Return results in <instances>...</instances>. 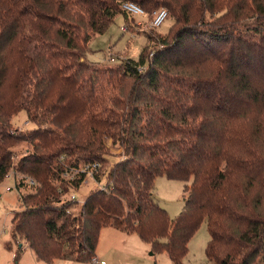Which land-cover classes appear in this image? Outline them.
I'll list each match as a JSON object with an SVG mask.
<instances>
[{
    "label": "trees",
    "instance_id": "1",
    "mask_svg": "<svg viewBox=\"0 0 264 264\" xmlns=\"http://www.w3.org/2000/svg\"><path fill=\"white\" fill-rule=\"evenodd\" d=\"M129 1L166 8L172 25L163 37L143 31L137 62L97 67L82 58L120 10L111 0H0V183L12 170L38 185L20 196L5 248L88 262L111 226L184 264L205 223L209 264H259L264 0ZM21 111L36 128L12 126ZM90 164L105 191L77 212L66 196L84 175L62 173ZM158 177L184 184L173 219L155 200Z\"/></svg>",
    "mask_w": 264,
    "mask_h": 264
},
{
    "label": "rangeland",
    "instance_id": "2",
    "mask_svg": "<svg viewBox=\"0 0 264 264\" xmlns=\"http://www.w3.org/2000/svg\"><path fill=\"white\" fill-rule=\"evenodd\" d=\"M111 1L120 9L121 1L127 0ZM126 18L128 19L126 20L122 11L120 12L119 10L112 24L102 34L90 40L82 59L97 67L106 65L115 66L127 60L137 62L140 53L146 45V37L143 31L163 37L172 25V21L167 18L159 28L144 30V28L136 25L138 19L136 20L135 17L133 18L128 14ZM131 19L132 27H129L128 23ZM148 20L149 17L144 18L143 21L147 22ZM121 28H126V32H123ZM151 56L152 54L150 53L148 59H151ZM110 57H113L115 61L109 62ZM140 68L143 70V67ZM11 124L14 128L22 131L36 128L35 124L28 122L24 111L16 114L11 119ZM105 145L110 148L111 140H107ZM23 148V146H19L15 150L20 152ZM118 152H121V150ZM119 160L120 157L111 156L109 163L113 164ZM79 166L75 168L81 169L86 165ZM67 171L68 169L63 171V173H67ZM10 173H13V171L11 170ZM28 178L20 174H11L0 183V264H47L38 261L25 243L22 244L20 251L16 250V245L12 246V251H8L5 248V242L11 239L10 221L13 212L20 210V196L35 192L38 186L35 182L34 185L31 184ZM64 178L67 179L68 177ZM93 178L88 177L85 181L82 180L79 187L66 196L69 201L76 204L75 211H79L80 206L91 192L104 186V176L101 177L99 182L95 176ZM183 187L184 184L182 182L167 180L164 177H158L154 182L155 200L166 210L171 219L177 217L183 208ZM72 196H74L73 199ZM208 240L209 235L206 224L202 223L197 232L189 240L188 253L183 261L184 264H209L205 254ZM94 258L98 262L104 261L105 264H172L165 253L153 252L151 245L144 242L137 234L128 235L111 227L101 230L96 256L88 262L58 259L51 264H93ZM259 264H264V261Z\"/></svg>",
    "mask_w": 264,
    "mask_h": 264
},
{
    "label": "built area",
    "instance_id": "3",
    "mask_svg": "<svg viewBox=\"0 0 264 264\" xmlns=\"http://www.w3.org/2000/svg\"><path fill=\"white\" fill-rule=\"evenodd\" d=\"M120 10L122 12H125L126 14L132 16L133 18L135 17V19L138 21L136 22V25L139 27L144 28V30H155L157 28H159L162 23L167 19L168 13L167 10L165 8H159L157 10L152 11L150 14H147L140 6H138L137 4L131 2V1H121L120 4ZM149 17V20L147 22H144V18ZM121 30L123 32H126V28H121ZM111 61H115V59L113 57H110L109 62ZM142 68H139V70H141ZM99 168V166L97 164H90V165H86L81 169H70L67 171V173H63L62 177L64 175V177H68L65 180H74L76 178H78L80 175H84V179L83 181L86 180V178L90 177L92 179L93 176H95V172L97 171V169ZM11 172V171H10ZM8 173V175L6 176L9 177L11 174L16 175V173ZM76 176V177H75ZM28 180L31 182V184L34 185V181L32 179ZM102 191H105L104 187L99 188ZM74 198V196H72V199ZM93 264H105L104 261H100L98 262L97 259H93L92 261Z\"/></svg>",
    "mask_w": 264,
    "mask_h": 264
},
{
    "label": "crops",
    "instance_id": "4",
    "mask_svg": "<svg viewBox=\"0 0 264 264\" xmlns=\"http://www.w3.org/2000/svg\"><path fill=\"white\" fill-rule=\"evenodd\" d=\"M108 227H111V226H108ZM107 228V227H106ZM112 228V227H111ZM114 229V228H113ZM6 243V242H5Z\"/></svg>",
    "mask_w": 264,
    "mask_h": 264
}]
</instances>
